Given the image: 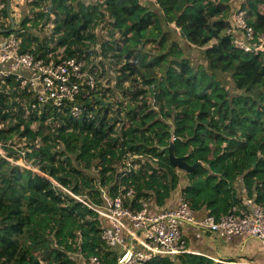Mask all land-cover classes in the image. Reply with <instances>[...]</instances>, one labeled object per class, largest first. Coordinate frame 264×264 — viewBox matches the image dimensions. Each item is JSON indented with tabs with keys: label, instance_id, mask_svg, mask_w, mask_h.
I'll use <instances>...</instances> for the list:
<instances>
[{
	"label": "trees",
	"instance_id": "1",
	"mask_svg": "<svg viewBox=\"0 0 264 264\" xmlns=\"http://www.w3.org/2000/svg\"><path fill=\"white\" fill-rule=\"evenodd\" d=\"M154 1L162 16L139 0L90 4L36 0L31 5L39 9L32 29L42 21L47 25L52 16L53 31L60 33L54 46L52 39L35 33L23 36L24 49L34 45L33 54L39 58L78 59L85 54L88 60L87 52L97 45L96 29L106 27L105 42L99 44L96 56L114 59L112 69L121 66L115 90L123 99L122 118L117 121L123 126L115 128L107 108L97 103L94 119L79 121L55 114L54 120L65 127L48 137L46 114L37 118V130L31 132V121L10 123L11 106L0 97V140L5 152L4 157L0 154V264H76L70 259L74 253L117 264L116 254L101 241L98 215L68 191L101 205L99 188L110 199L133 190L132 209L139 211L143 204L162 206L180 181L167 157L172 137L175 156L185 157L189 165L200 163L185 173L188 183L180 193L192 210H206L216 219L227 214L240 203L239 180L247 198L264 203V62L261 56L240 53L225 34L231 26L232 0ZM242 8L255 34L264 33V0H246ZM26 22L23 18L20 27L25 28ZM171 24L179 36L168 29ZM113 36H118L117 43L109 42ZM184 44L201 50L202 63L191 64ZM159 69L161 73L154 75ZM227 78L234 93L226 89ZM149 90L158 91L157 105L145 98ZM112 96L110 91L108 101ZM100 110L104 114L97 117ZM15 135L18 141L23 137L43 141L25 153L39 173L10 161L20 157L6 145ZM145 264L233 263L183 253Z\"/></svg>",
	"mask_w": 264,
	"mask_h": 264
},
{
	"label": "built area",
	"instance_id": "2",
	"mask_svg": "<svg viewBox=\"0 0 264 264\" xmlns=\"http://www.w3.org/2000/svg\"><path fill=\"white\" fill-rule=\"evenodd\" d=\"M35 1L0 2V29L10 27L8 12L15 21L13 33L0 36V97L5 98L11 106L10 123L16 125L19 119H23L31 121V126H37V118L46 114L48 118L44 124L50 129L48 134L50 137L51 132L58 131L61 126L65 127V124L54 120L55 114H67L69 118L79 121L83 118L94 119L93 110H98L97 99L110 102L116 107L114 110L116 115L122 116L119 105L123 99L115 90L116 80L103 79L100 75L99 64L106 60L103 56H96L95 67H88L85 54L83 58L78 59L59 57L56 60L53 58L46 60L33 54L34 45L31 49H24L25 34L28 32L41 34L39 28L42 27V22L38 24L37 29L31 28L34 14L39 11L37 8H31ZM244 1L246 0H238V5L230 18L231 26L226 29L225 34L232 37L233 45L240 53L261 56L264 62V33L256 35L253 27L247 23L246 13L242 8ZM21 5L27 7L24 16V19H27L25 28L20 27V18L15 19L12 16L15 9H19ZM4 11L6 16L3 15ZM18 17L20 15L16 14V18ZM105 19L109 21L108 17ZM50 25L53 28V25ZM104 34L106 38L107 31ZM104 75L106 76L105 72ZM110 91L113 93L112 100L106 101ZM100 115L99 113L97 117L103 116ZM119 126L123 125L117 122L115 128L118 129ZM16 137V142H20L21 140H17L18 136ZM15 140L11 142L12 144L9 140L8 146L15 148ZM42 142L39 137L28 142L25 152L33 146L39 148ZM0 154L4 157V154L1 152ZM23 158L20 163L27 164L25 155ZM10 161L16 164V160ZM23 168L39 173L33 167ZM96 182L99 186V178ZM99 189L103 197L101 205L88 203L69 191L68 194L98 215L101 222V241L106 250L118 253L119 264H145L156 257L175 258L188 253L182 232V227L187 224L219 238L246 236L257 240L264 247V203H258L253 198L241 197L239 204L232 206L227 214L218 219L208 213L201 219H196V212L183 198H180L178 206L173 209L152 210L149 204H143L142 209L137 211L132 209L130 204L133 190L110 199L105 189ZM125 200L129 202L128 205L124 204ZM70 259L76 264H105L97 255L84 258L80 253H74L70 254ZM212 260L221 263L220 260L213 258Z\"/></svg>",
	"mask_w": 264,
	"mask_h": 264
},
{
	"label": "crops",
	"instance_id": "3",
	"mask_svg": "<svg viewBox=\"0 0 264 264\" xmlns=\"http://www.w3.org/2000/svg\"><path fill=\"white\" fill-rule=\"evenodd\" d=\"M86 4L93 3L95 0H81ZM142 6L148 7L150 10L155 11L159 16H162L161 11L156 5L154 0H139ZM231 10H234L238 5V0H232L230 3ZM12 16L16 18V14L20 15V21L23 20L27 13V7L24 5L19 6V9H15ZM166 28L163 24V29ZM168 29L172 31V34L179 36L178 30L174 25H169ZM103 33L106 31V27H102ZM1 35V34H0ZM105 67V74L107 79L114 80L115 75L112 72L110 62L106 59L103 61ZM107 64V65H106ZM161 73V72H160ZM159 73V74H160ZM158 74V75H159ZM180 181L176 190H174L169 199H167L162 206H151L152 210L159 209H173L178 206L181 198V190L187 185L185 178V172L178 171ZM237 195L239 198L245 196L244 187L242 182L239 180L236 183ZM207 214L206 210L196 212V219H201ZM182 232L186 240L188 253L205 255L211 259L220 260L221 262L232 261L233 264H264V247L255 239L246 236H232L230 238H219L216 235H212L207 232H203L198 227L192 225H184ZM116 254L118 259V253L113 250H107Z\"/></svg>",
	"mask_w": 264,
	"mask_h": 264
},
{
	"label": "rangeland",
	"instance_id": "4",
	"mask_svg": "<svg viewBox=\"0 0 264 264\" xmlns=\"http://www.w3.org/2000/svg\"><path fill=\"white\" fill-rule=\"evenodd\" d=\"M42 9H46V7L45 6H42ZM233 11V10H232ZM4 15V14H3ZM5 16V15H4ZM232 17V14H231V16H230V18ZM20 17H18L17 19H19ZM53 18L54 17H51V21L49 22V24H47V25H42V27L41 28H39V32L41 33L40 35H38L37 33H36V35H38L39 37H42L43 39H47V40H49V39H52V43H51V45L52 46H54V45H56V43H57V39H58V37H59V34L60 33H56V32H54L53 31V28H51V25L50 24H52L53 25V27L55 26V24H54V22H53ZM42 23H43V21H42ZM57 25V24H56ZM59 26H61L60 24H58ZM106 32V31H105ZM13 33V32H12ZM32 33H35V32H32ZM96 33H97V36H98V41H97V45L95 46V47H93V49H90L87 53H89V56H88V61H87V66L88 67H95L94 66V64H96V54H97V52L99 51V49H100V47H99V44H103L104 42H105V39L106 38H104L105 37V34L103 33V31H102V28H101V26L100 27H98L97 29H96ZM1 36V35H0ZM119 38H118V36H113L112 38H111V40L109 41V42H112V43H117L119 40H118ZM185 45V47H186V56L187 57H189L190 58V60H191V64H196V63H202V58H201V50L200 49H195V50H193V48H191V47H187L186 46V44H184ZM63 50V48H59V52H61ZM117 56H119V57H121L120 56V54H117V53H115ZM59 57H60V55H59ZM110 57V56H109ZM108 57V58H109ZM110 59V58H109ZM111 61H115L114 59H110ZM111 61H110V63H111ZM123 64V62H119V64ZM116 64V63H115ZM120 64V65H121ZM107 65V64H106ZM99 67H100V69H101V73H100V75L101 76H103V79H106L107 78V76H105L104 75V71H105V67L103 66V64L102 63H100L99 64ZM120 67V68H119ZM99 69V70H100ZM119 69H121V66H118L117 64H116V66H115V68L113 67V69L111 68V69H109V70H112V72L114 73V75L116 76L117 75V71H119ZM161 72V70L159 69L158 71H156L155 73H154V75H158L159 73ZM228 79V78H227ZM129 83H126L125 85H124V87L125 88H128L129 87ZM226 89H228L229 90V92L230 93H234V89H233V85L231 84V81L228 79V81L226 82ZM157 93H158V91L157 90H149L148 91V94H149V96L148 97H145L146 99H148L149 100V103L151 104V105H157L158 104V102H157V97H156V95H157ZM106 101H108V100H106ZM98 107V106H97ZM106 108H107V115H108V118H111L112 119V123L114 122H116L117 123V121H118V118H122V116L119 114V115H116V113H115V109H116V107L114 106V105H111V104H109L108 106H106ZM100 112V114L101 115H103L104 114V112L103 111H99ZM100 115V116H101ZM107 118V119H108ZM116 123H115V125H116ZM119 127H121V126H119ZM30 130H31V132H34V131H36L37 130V126H31V128H30ZM18 132H21V129L18 131ZM16 136H18V135H15V138H13V140H10V143L11 142H14V140L17 138ZM1 139V138H0ZM15 142H16V140H15ZM28 140L26 139V138H21V141L20 142H16L15 144H14V150H16V151H18L20 154V157H19V159H17L16 160V165H18V166H22V167H24V166H28V167H31L30 166V162H31V160L26 164V163H20V161L21 160H23L24 158H23V156L25 155V150L28 148L27 147V144H28ZM2 141L0 140V152L2 153V154H5V152H4V150L1 148V145H2ZM12 144V143H11ZM25 144V145H24ZM9 145V142L7 143V146ZM27 147V148H26ZM32 168V167H31ZM91 174H93V175H95L96 176V171H94V170H91V172H90Z\"/></svg>",
	"mask_w": 264,
	"mask_h": 264
},
{
	"label": "water",
	"instance_id": "5",
	"mask_svg": "<svg viewBox=\"0 0 264 264\" xmlns=\"http://www.w3.org/2000/svg\"><path fill=\"white\" fill-rule=\"evenodd\" d=\"M8 17L10 19V27L8 29H0V34H8L14 31V27H15V21L14 19L10 16V13L8 12ZM97 102L99 104H101L103 107L108 106L109 104H111L110 102H104L102 99H97ZM128 106H130L127 103ZM167 150V157L169 159V162L171 163V165L173 167H175L178 171L181 172H190L192 170H194L196 167H198L200 165L199 162L195 163L194 165H189L186 161H185V157H177L174 154V144L172 141L169 142V145L166 147ZM119 264V263H117Z\"/></svg>",
	"mask_w": 264,
	"mask_h": 264
}]
</instances>
